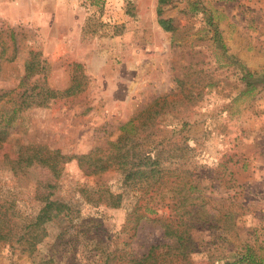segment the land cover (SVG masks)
I'll return each mask as SVG.
<instances>
[{
  "label": "rangeland",
  "instance_id": "1",
  "mask_svg": "<svg viewBox=\"0 0 264 264\" xmlns=\"http://www.w3.org/2000/svg\"><path fill=\"white\" fill-rule=\"evenodd\" d=\"M202 9L213 15L219 39ZM231 56L264 78V0H175L162 10L158 0H0V89L17 88L32 58L50 88L67 89L75 75L82 89L12 123L0 149V199L21 219L31 220L49 199L70 201L75 214L46 225L48 236L32 255L0 243V264H127L136 193L115 170L95 175L92 153L153 105L166 124L159 137L188 146L206 213L234 212L232 242L198 233L196 261L209 264L213 255L224 264L245 245L264 258V84L246 86ZM21 146L72 157L54 191L39 187L42 169L14 175ZM101 187L123 193L124 206L95 205ZM161 240L159 227L146 224L134 248ZM214 242L222 244L216 251Z\"/></svg>",
  "mask_w": 264,
  "mask_h": 264
},
{
  "label": "trees",
  "instance_id": "2",
  "mask_svg": "<svg viewBox=\"0 0 264 264\" xmlns=\"http://www.w3.org/2000/svg\"><path fill=\"white\" fill-rule=\"evenodd\" d=\"M175 0H158V8L174 3ZM199 3L193 4V10H199ZM207 17L213 35L220 38V33L210 12L202 9ZM166 32L175 34L176 28L170 22H162ZM223 48H225L223 46ZM225 54V53H224ZM235 65L240 66L246 86L254 88L252 82L264 84V78H255L243 63L231 56ZM42 63L36 58L30 59L26 65V73L17 88L0 89V149L10 136L13 122L31 108H49L52 103L69 97H75L82 89L79 78L74 75L72 84L60 91L48 86L47 78L42 75ZM161 112L155 106L139 111L131 120L119 127L116 140L108 141L104 147L92 153L91 169L95 175L103 176L107 172L117 171L123 183L132 187L136 193V203L128 214V221L133 219L135 235L132 236L127 264H201L196 261L201 243L196 235L204 231H215L216 240L231 243L229 237L236 227L234 212L206 213L205 195L199 188L198 175L188 162L186 143L178 146L166 137L159 136L166 127L160 118ZM166 140V144H165ZM175 147H172L174 146ZM37 148V149H36ZM21 146L16 160L11 161L15 176H25L30 170L46 171V181H39L40 188L50 192L57 188L54 180L62 173V165L70 162L72 157L63 155L58 150H50L46 146ZM169 148V150H168ZM174 168V169H172ZM53 189V190H52ZM52 194V193H51ZM99 198L95 205L105 204L111 208H122L125 196L115 194L109 188L99 189ZM12 203L0 199V243H16L22 252L34 254L38 246L47 238L46 225L61 218L71 219L75 214L70 201L49 199L36 210L30 220L21 219L10 211ZM169 208L170 212H161V208ZM146 224L159 227L162 240L158 244L134 248V239ZM137 244V242H136ZM135 244V245H136ZM211 250L216 251L219 242ZM240 249V247H237ZM210 252V251H209ZM208 258L209 264H217L221 259ZM203 264V263H202ZM205 264V263H204ZM224 264H264V258L255 254L252 247L245 245L240 252H235Z\"/></svg>",
  "mask_w": 264,
  "mask_h": 264
}]
</instances>
